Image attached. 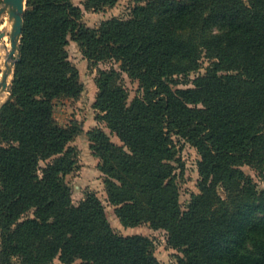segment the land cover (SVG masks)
<instances>
[{
  "label": "trees",
  "instance_id": "obj_1",
  "mask_svg": "<svg viewBox=\"0 0 264 264\" xmlns=\"http://www.w3.org/2000/svg\"><path fill=\"white\" fill-rule=\"evenodd\" d=\"M82 18L73 0H27L21 58L0 108V264H163L150 238L113 229L96 193L73 202L65 176L80 126L54 115L55 98L83 90L71 40L88 59L120 65L99 69L94 103L120 143L101 127L89 141L121 221L164 228L183 251L175 264H264V188L242 169L264 171V0H147L99 28ZM204 59L192 86H173ZM123 72L139 82L130 102ZM174 134L201 155L187 209Z\"/></svg>",
  "mask_w": 264,
  "mask_h": 264
},
{
  "label": "rangeland",
  "instance_id": "obj_2",
  "mask_svg": "<svg viewBox=\"0 0 264 264\" xmlns=\"http://www.w3.org/2000/svg\"><path fill=\"white\" fill-rule=\"evenodd\" d=\"M84 1L85 0H73L75 4H78L83 8V22L88 26L99 28L102 21L108 18L131 17L134 7L138 4L145 3L147 0H119L115 5L104 6L100 9H86ZM1 6H3V2L0 7ZM0 20H3V23L7 20L10 24L7 40L5 37L0 40V50L2 51H0L1 84L2 75L4 70L7 69V66L9 65L15 68L13 62L16 59V54L8 59V54L11 50V39L9 34L13 24V21L10 22L9 13L7 12L0 16ZM68 50L70 59L79 69L80 79L83 83V90L77 97L62 96L55 98L54 115L57 121L62 125H70L73 121H76L80 126L79 133L70 142V144L75 147L76 151L75 167L65 176L66 182L72 189L73 202L79 204L86 198L88 193H96L105 205L111 226L118 234L124 236L139 234L150 238L153 242L154 253L158 259L163 264H175L178 261V257L183 255V251L173 247L168 242V232L164 228H154L150 222H144L137 225H126L121 221L116 213L117 205L108 200L105 189V175L99 168L100 159L93 154L92 149L90 148L89 131L95 127L103 128L108 134H110L112 140L120 143L118 136L115 133H112L106 126L105 122L98 118L99 111L94 106L98 93L96 78L99 69H109L112 67L120 69V65L114 59H106L98 62L88 59L83 54L78 43L74 40L70 41ZM207 64V59H204L203 67L200 70L192 72L188 79H182L179 84L173 86H192L193 78L198 74L203 73ZM13 76L14 73L8 78L9 85L7 88H3L0 85V108L10 98V88ZM122 83L130 92V102L138 93L139 82L123 72ZM173 137L177 146V160H175V164L177 166L176 178L180 188V201L182 208L187 209L193 193L199 191L198 161L201 158V155L198 150L183 137L175 134ZM242 169L253 178L259 188H264V171L248 164L243 165ZM55 262L61 263L59 258H56ZM14 264H23V262L20 257H15Z\"/></svg>",
  "mask_w": 264,
  "mask_h": 264
},
{
  "label": "water",
  "instance_id": "obj_3",
  "mask_svg": "<svg viewBox=\"0 0 264 264\" xmlns=\"http://www.w3.org/2000/svg\"><path fill=\"white\" fill-rule=\"evenodd\" d=\"M27 9V0H3V6L0 7V16L5 13H9V18L13 21L12 29L10 31V39H11V50L8 54V59L11 58L14 54H16V59L13 64L15 66L16 62L20 60L21 53L18 51L21 37L23 34V26H24V13ZM3 24V20H0V26ZM8 35L6 30L0 31V40ZM18 51V52H17ZM14 69L11 66H7V69L4 70L1 80V87L7 88L9 85L8 78L12 73H14Z\"/></svg>",
  "mask_w": 264,
  "mask_h": 264
},
{
  "label": "bare ground",
  "instance_id": "obj_4",
  "mask_svg": "<svg viewBox=\"0 0 264 264\" xmlns=\"http://www.w3.org/2000/svg\"><path fill=\"white\" fill-rule=\"evenodd\" d=\"M10 22H12V21H10ZM9 21H5L1 26H0V30H7V32H8V30H9ZM7 38H8V35L5 37V39L7 40ZM4 41V40H3ZM7 43V42H6ZM4 45V44H3ZM9 45V44H8ZM11 46V45H10ZM2 47V46H1ZM5 47V46H4ZM9 48V47H8ZM5 49V48H4ZM4 49H2V50H4ZM7 49V48H6ZM1 51V50H0ZM2 52V51H1ZM3 55V54H2ZM3 96V95H2Z\"/></svg>",
  "mask_w": 264,
  "mask_h": 264
}]
</instances>
